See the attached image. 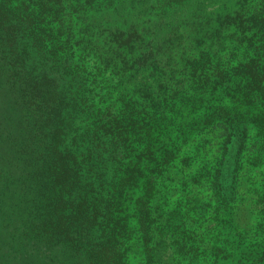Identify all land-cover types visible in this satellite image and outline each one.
<instances>
[{"label": "trees", "instance_id": "obj_1", "mask_svg": "<svg viewBox=\"0 0 264 264\" xmlns=\"http://www.w3.org/2000/svg\"><path fill=\"white\" fill-rule=\"evenodd\" d=\"M143 1L0 0V98L14 109L0 119V161L20 150L24 162L22 174L0 182V205L10 209L0 214V264H122L120 245L132 228L122 206L144 177L147 221L162 168L149 176L145 154L163 136L166 162L188 138L207 149L204 131L215 133L224 154L232 138L244 144L251 123L245 167L264 161V0L212 12L205 42L213 48L188 51L180 78L167 53L180 52L185 33L152 18L174 15L186 0H153L149 8ZM144 10L152 16L134 18ZM157 30L167 31L151 45L147 37ZM183 30L188 45L200 47L198 27ZM146 71L162 89L158 96L148 91ZM200 107L204 115L184 120ZM11 211L22 218L20 230ZM137 225L145 264H155L157 241L148 223ZM202 234L188 246L189 258L211 243V264H264V207L249 233L254 242L235 249L234 238L219 243Z\"/></svg>", "mask_w": 264, "mask_h": 264}, {"label": "rangeland", "instance_id": "obj_2", "mask_svg": "<svg viewBox=\"0 0 264 264\" xmlns=\"http://www.w3.org/2000/svg\"><path fill=\"white\" fill-rule=\"evenodd\" d=\"M237 1L186 0L176 6L174 15L154 16L152 20L157 22L156 26L166 20L170 25H176L174 27L178 34L185 33L180 39V52L167 53L170 63L168 67L172 69L174 67V71L181 70L183 67L182 58L190 59L188 54L190 50L196 52V49L204 48L211 51L213 45L205 42V38L211 29L209 27L213 26L214 13L217 10H235ZM152 4L153 0H144L141 3L143 8H149ZM136 13V15L133 14L134 18L141 16L150 18L152 16L146 10ZM175 15H178V18H175ZM189 25H194L199 29L200 42L198 43L201 45L200 47L196 45L195 49L193 48L194 44L192 47L188 45L190 34L188 33L185 38L186 30H183L184 26L188 27ZM167 30H157L148 36L149 43L152 45L154 40L151 38L155 40L161 38V35H164ZM184 44H187L186 48L182 47ZM253 53L254 51L250 50L247 54L250 56ZM155 56V59H158L162 56V52H155ZM241 56L237 55L236 57L240 59ZM242 58L246 60L248 57ZM119 73L121 72L116 73L114 78L118 77ZM146 74L148 75L147 71ZM181 74H183V70L176 72L177 78H180ZM152 78L148 75V91L156 96L162 92V89H159V83L153 81ZM124 85L126 84L122 86ZM167 89L170 90L171 87H167ZM177 90L179 91V88ZM112 91L108 92V95L115 98ZM168 94L170 93L168 92ZM223 103L227 105L230 101H223ZM11 106H13L11 101L0 98V119L14 111ZM205 113L206 110L200 107L184 120L188 121L192 115H204ZM0 131H2L1 125ZM204 132L202 136L206 137L207 142H210L207 149L200 147L197 139L188 138L178 145L177 150L166 162L164 150L167 139L163 136L160 142L155 145L154 153L145 154L147 162L144 164V168L150 172L149 176L153 175L156 170L161 168L162 170L155 180V187L149 197L151 214L148 215L146 222L140 212L144 206L141 203L142 196L148 192L143 183L144 177L136 187L132 188L131 194L126 200V202L128 201L127 207L122 206L125 209L122 211V215L126 216L132 227L128 231L125 242L120 245L122 264L146 263L145 250L141 240L142 234L137 228V224L141 227L142 222L143 225L149 224L150 237L152 241H157L156 249L151 254L152 259L156 261L155 264H193L194 262L211 264L212 261L208 256L211 243L202 252L200 258H189L187 254L188 246L195 242V238L203 235V232L204 235H207L206 237L219 240V243L226 237L230 242L233 238L236 239L237 242H231L235 249H237L235 246L238 243L242 247L258 239L257 236L249 233L256 228V223L264 207V201L260 199L264 191V161L254 166L250 165L251 168L245 167L249 155L247 149L254 137L252 124L247 125V137L244 144L240 145L239 140L232 138L224 154H221L222 146L217 142L215 133H211V136L206 131ZM18 152L20 150L13 151L7 158L0 161V182L4 180L10 182L7 177L9 173L22 174L24 162L20 160L21 155ZM156 153L158 156L154 155ZM16 157L19 159L16 160ZM213 174L216 175L215 179H212ZM9 211L10 209H7L6 206L2 208L0 205V214L2 212L4 217L9 216ZM17 214L18 212L11 211V219H15ZM21 220L22 218L17 217L13 222L10 221L13 227L20 230ZM212 238L211 241H213ZM223 242L226 243L225 240ZM226 262L230 263L231 260H226Z\"/></svg>", "mask_w": 264, "mask_h": 264}]
</instances>
